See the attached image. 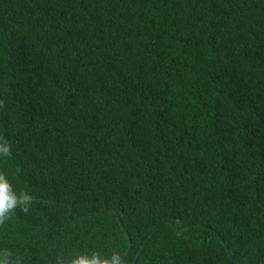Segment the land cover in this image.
<instances>
[{"label": "trees", "instance_id": "trees-1", "mask_svg": "<svg viewBox=\"0 0 264 264\" xmlns=\"http://www.w3.org/2000/svg\"><path fill=\"white\" fill-rule=\"evenodd\" d=\"M0 149L7 264H264V0H0Z\"/></svg>", "mask_w": 264, "mask_h": 264}, {"label": "clouds", "instance_id": "clouds-1", "mask_svg": "<svg viewBox=\"0 0 264 264\" xmlns=\"http://www.w3.org/2000/svg\"><path fill=\"white\" fill-rule=\"evenodd\" d=\"M7 149H0V152H6ZM8 189L7 183L3 177H0V191H6ZM17 206V201L14 197H10L8 200L0 199V221L6 218L7 213L11 212ZM26 210V209H25ZM0 264H7L6 260H0ZM72 264H85L82 260H74Z\"/></svg>", "mask_w": 264, "mask_h": 264}, {"label": "water", "instance_id": "water-1", "mask_svg": "<svg viewBox=\"0 0 264 264\" xmlns=\"http://www.w3.org/2000/svg\"><path fill=\"white\" fill-rule=\"evenodd\" d=\"M24 201H29V200L25 199ZM71 207H72V206H71ZM71 213H72V212H71ZM85 220H86V219H82V220H80V221H85ZM76 221H78V220H74V222H76ZM170 223L173 225L172 222H170ZM121 226H122L123 229H125L123 225H121ZM191 226H192V225L183 226V227H181V228H178V230H179V231H182V230H184V229H186V228H188V227H191ZM220 239L222 240L223 243H225L224 240H223L221 237H220ZM147 243H148V242H147ZM147 243H146V245H147ZM144 248H145V246H144ZM144 248H143V250H144ZM226 249H227V251L230 253V249H229L228 246H226ZM143 250H142V251L140 252V254L136 257V259L134 260L133 264H137L138 259L140 258V256H141ZM248 250H249V249H248ZM248 250H246V252H247ZM130 252H131V247H130V249H129L128 252H127V255H126L125 260L128 258ZM242 258H243V256H242L240 259H242ZM238 261H240V260H238Z\"/></svg>", "mask_w": 264, "mask_h": 264}]
</instances>
